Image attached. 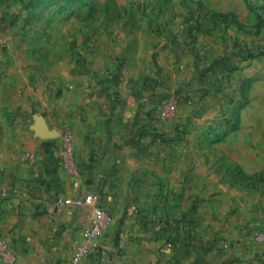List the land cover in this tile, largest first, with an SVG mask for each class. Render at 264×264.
I'll use <instances>...</instances> for the list:
<instances>
[{
  "label": "crops",
  "instance_id": "1",
  "mask_svg": "<svg viewBox=\"0 0 264 264\" xmlns=\"http://www.w3.org/2000/svg\"><path fill=\"white\" fill-rule=\"evenodd\" d=\"M225 4L211 0L210 5L233 10ZM237 12L243 21L251 18L242 4ZM163 15L173 18V10ZM158 34L154 38L159 41L142 44L133 59L113 64V72L107 71L106 62L99 72L76 79L60 97L55 93V103L43 98L51 111L46 110L49 121L58 128L63 121L73 127L79 193H101L112 207L113 222L98 257L88 256L82 264H209L216 258L210 250L215 241H248L264 223V191L250 180L243 183L237 174L264 169L261 155L252 149L257 140L264 146V65L258 60L239 65L219 94L236 99L234 90L251 82L245 92L249 105L241 111L244 133L223 140L217 155L189 152L194 139L148 154L144 131L171 132L173 127L143 117L178 90L209 85L204 77L208 67L196 71L189 58L192 46L178 39V28L160 26ZM220 63L227 66L226 59ZM154 80L166 84L155 89L150 87ZM54 109L58 115L52 119ZM1 112L0 102V117ZM9 137L10 147L3 150L0 136V236L10 243L11 256L0 264H66L88 222L87 209L61 208L57 202L73 192V178L63 168L61 140L23 134L20 127ZM7 187L8 201L2 198ZM165 205L175 212L170 222L184 227L175 232L170 247L141 228L148 220L144 211Z\"/></svg>",
  "mask_w": 264,
  "mask_h": 264
},
{
  "label": "rangeland",
  "instance_id": "2",
  "mask_svg": "<svg viewBox=\"0 0 264 264\" xmlns=\"http://www.w3.org/2000/svg\"><path fill=\"white\" fill-rule=\"evenodd\" d=\"M225 2L224 7H233V10L218 11V6L211 7V0H0L3 150L4 145L10 144L9 135L16 128L20 127L23 134L30 131L37 134L36 127L43 125L55 133V137L47 139L60 138L63 162L73 159V127L63 121L58 128L49 121L47 114L51 111L43 98L55 103V93L60 97L65 89L73 88L76 79L99 72L106 62L107 71L113 72V64L133 59L142 44L159 41L154 37L159 35L160 26L166 29L172 24L178 28V39L192 46L189 58L196 71L208 67L204 77H208L209 85L195 91L178 90L150 111L146 119L143 117L146 122L163 121L173 127L171 132L145 130L143 149L155 154L159 149H170L172 144L194 139L187 149L189 152L217 155L223 140L244 133L241 111L249 105L245 92L251 82L234 90L236 99L219 94L224 92L223 87L229 84L239 65L254 60L264 65L261 62L264 59V0ZM241 4L251 14L250 19H240L237 11ZM171 9L173 18L163 15ZM161 20L167 21L166 27L159 23ZM223 59L227 60V66L220 63ZM165 84L162 81L160 86L154 80L150 87L163 88ZM164 111L168 117H162ZM52 112L51 118H56V109ZM70 140L73 148L68 153ZM257 142L252 149L264 161V146ZM237 174L243 183L250 180L252 187L264 191V169L251 175ZM9 191L7 187L2 192L3 200H9ZM143 213L148 220H143L145 224L141 228L153 231L168 247L172 246L175 232L184 228L178 221L170 222L169 217L175 212L165 205ZM262 231L264 223L254 229L248 241L237 244L215 241L210 250L216 258L209 264H264V241L258 239ZM196 264H203L202 260Z\"/></svg>",
  "mask_w": 264,
  "mask_h": 264
},
{
  "label": "built area",
  "instance_id": "3",
  "mask_svg": "<svg viewBox=\"0 0 264 264\" xmlns=\"http://www.w3.org/2000/svg\"><path fill=\"white\" fill-rule=\"evenodd\" d=\"M162 117H168V112H162ZM73 140H70L68 153L72 152ZM78 165L64 160V170L73 178V192L77 193L59 196L58 205L61 208H70L73 210L87 209V226L82 229L80 241H78L73 250L71 258L66 264H82V261L88 257H98L101 251L102 241L113 222L112 207L103 202L101 193L80 194V185L78 181ZM258 239L264 241V231L259 233ZM11 256V245L4 238H0V260L8 261Z\"/></svg>",
  "mask_w": 264,
  "mask_h": 264
},
{
  "label": "water",
  "instance_id": "4",
  "mask_svg": "<svg viewBox=\"0 0 264 264\" xmlns=\"http://www.w3.org/2000/svg\"><path fill=\"white\" fill-rule=\"evenodd\" d=\"M36 132L37 135L42 138V139H47V138H53L55 137V133L50 131L48 128H46L43 125H39L36 127Z\"/></svg>",
  "mask_w": 264,
  "mask_h": 264
}]
</instances>
